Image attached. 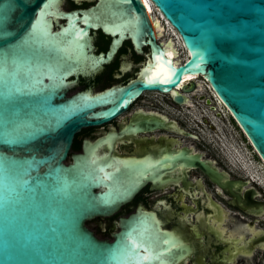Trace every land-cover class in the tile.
<instances>
[{
	"label": "water",
	"instance_id": "1",
	"mask_svg": "<svg viewBox=\"0 0 264 264\" xmlns=\"http://www.w3.org/2000/svg\"><path fill=\"white\" fill-rule=\"evenodd\" d=\"M71 1L0 0V264H173L187 248L168 244L175 240L153 212L119 217L109 237L87 224L156 182L167 161L200 168L241 210L262 214L253 180L228 179L192 148L152 164L113 154L117 137L165 128L162 119L149 125L137 115L133 126L71 148L81 129L118 117L144 91L186 102L179 89L197 83L181 80L197 74L264 164V0H149L179 35L183 62H174L170 40H157L142 0ZM98 29L111 41L96 54ZM126 40L138 54L147 49L137 70L100 90L80 88V77L100 73ZM157 63L164 69L153 74Z\"/></svg>",
	"mask_w": 264,
	"mask_h": 264
},
{
	"label": "flooded vegetation",
	"instance_id": "2",
	"mask_svg": "<svg viewBox=\"0 0 264 264\" xmlns=\"http://www.w3.org/2000/svg\"><path fill=\"white\" fill-rule=\"evenodd\" d=\"M64 3H68L70 6L69 0H65ZM100 35H103L107 40L104 49L100 48L96 41ZM110 41V36L105 35L99 29L96 30L95 53L97 54L101 50L105 52ZM144 50L138 54L133 49L130 40L124 41L112 60L104 65L100 73L92 78L80 77L79 87L84 88L91 85L100 90L125 81L137 70V65L145 60V53L148 52L146 48ZM123 63L131 65L123 70L121 68ZM133 67L135 69L131 72ZM155 91H144L121 116L119 115L120 117L101 125L81 129L74 137L72 151L79 152L84 139L94 140L110 132L118 133L127 126H133L140 119L134 117L141 115L146 117L141 119L147 120L149 125L162 119L166 127L123 133L113 142L115 156L152 164L162 157L175 154L178 148L186 146L192 148L194 153L199 154L203 160L208 161L218 171L225 172L228 179H242L231 170L220 166L217 158L211 156L209 152L197 151L182 143V136L195 138L197 135L195 132L185 129L182 120L170 118L168 114L162 113L156 108L143 106L137 107L130 114L123 116L148 92L162 95L161 92ZM163 96L172 104L173 108L178 105L168 94H163ZM161 115L166 118H156ZM206 119L204 118L205 121H207ZM231 119L233 120V118ZM237 127L239 128L238 125ZM177 135H180L181 138ZM103 149L108 151L106 144ZM163 166V173L156 182L145 181L118 211L104 219L96 218L88 222V226L98 236L109 237L114 221H117L121 216H128L140 207L141 210L153 212L160 222V229L168 230L173 236L175 241L172 244L169 242L170 246L183 245L187 248L185 255L175 260L173 264H264V208L260 215L244 212L235 204L236 201L227 190L212 182L198 167L171 166L168 161L164 162ZM252 183L253 185L248 186L255 187L259 192L257 199L264 200L258 198L261 194L264 195L263 187L254 181ZM260 222L263 223V226L259 224ZM162 239L167 241L165 238ZM183 252L184 250H175L177 254ZM257 252L259 256L256 255Z\"/></svg>",
	"mask_w": 264,
	"mask_h": 264
},
{
	"label": "rangeland",
	"instance_id": "3",
	"mask_svg": "<svg viewBox=\"0 0 264 264\" xmlns=\"http://www.w3.org/2000/svg\"><path fill=\"white\" fill-rule=\"evenodd\" d=\"M167 30L168 26L165 25L164 31H162V40L168 38ZM135 67L131 69V72ZM195 81L197 83L195 91L199 90L195 92L196 94L190 92L191 103L188 105H176L173 108L165 96L148 92L123 116L130 114L135 108L143 106L156 108L162 113L168 114L170 118L180 119L185 125V129L197 134L195 138L182 136V143L197 151L209 152L211 156L217 158L220 166L231 170L239 178H247L246 171L240 168L242 165L247 171L254 172L264 181V164L255 154L237 124L231 119L227 109L216 100L209 84L202 77ZM211 106H215L216 109H212ZM204 118H207V121ZM177 136L180 137V135ZM229 156L233 160V162L231 160L233 166L230 165ZM249 185H253V183L250 182ZM258 198L264 199V195L261 194ZM259 224L263 226V223ZM256 255L259 256V253L257 252Z\"/></svg>",
	"mask_w": 264,
	"mask_h": 264
},
{
	"label": "bare ground",
	"instance_id": "4",
	"mask_svg": "<svg viewBox=\"0 0 264 264\" xmlns=\"http://www.w3.org/2000/svg\"><path fill=\"white\" fill-rule=\"evenodd\" d=\"M142 1L145 4L146 9L148 10V14L150 16V20L153 21L157 31H159V34L157 35V40L158 41H162V42H166V41L170 40L169 41V45L174 49L173 52H172L174 54V58H173L174 62H179V61L183 62L185 60V58L187 57V51L183 47V45L181 43V39H180L179 35L177 34V32L175 31V29L168 23V21L166 19H164L163 15L152 5V3H150L149 0H142ZM165 25L168 26V30H167V33H166V34H168V38L165 39V40H162V36H163L162 35V31H164V26ZM163 69H164V66L162 64H160V63H157L154 66L153 74L158 73V72L162 71ZM199 77L200 76L197 75V74L189 75L187 77H184L181 80V82H185V81H189V80H196ZM197 90H199V89H196V91L195 90L189 91V93H188V92H183L182 90L179 89V91L181 93L186 95L187 101L184 102V103H179L178 105H183L184 106V105L190 104L191 103L190 102V94H191L190 92L195 93V92H197ZM160 94H162V93H160ZM214 96H215L216 100L222 106L221 101L217 98V96L215 94H214ZM122 114L123 113H121L120 116ZM200 122H202V121H200ZM215 126H216V123H215ZM229 158H230V160H229L230 161V165L233 166V163H232L233 160H232V158L230 156H229ZM231 160H232V162H231ZM193 168H196V167H193ZM240 168H241V170L244 169L246 171L245 173L247 174V178H250V180H253L255 182L257 181L256 183H258L259 185H261L264 188V181L257 174H255L252 171L251 172L247 171L242 165L240 166ZM236 169H238V168H236Z\"/></svg>",
	"mask_w": 264,
	"mask_h": 264
},
{
	"label": "trees",
	"instance_id": "5",
	"mask_svg": "<svg viewBox=\"0 0 264 264\" xmlns=\"http://www.w3.org/2000/svg\"><path fill=\"white\" fill-rule=\"evenodd\" d=\"M69 3H70V6H72V7L75 6L71 0H69ZM83 5L85 6V4H83ZM98 41H99L98 43L100 45V48H102V49L106 48L107 40L103 35H100L98 37Z\"/></svg>",
	"mask_w": 264,
	"mask_h": 264
}]
</instances>
